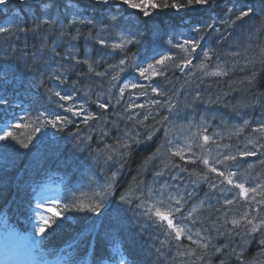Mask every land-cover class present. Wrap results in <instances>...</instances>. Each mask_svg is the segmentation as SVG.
Here are the masks:
<instances>
[{"label": "snow or ice", "instance_id": "6c2138e0", "mask_svg": "<svg viewBox=\"0 0 264 264\" xmlns=\"http://www.w3.org/2000/svg\"><path fill=\"white\" fill-rule=\"evenodd\" d=\"M216 7L217 0H87V3L84 0H0V13L5 16L9 11L12 13L11 19L0 24V35L20 39V34H23L25 41L31 35L39 40V46L34 45L33 53H22L24 57H31L25 60L26 65H32L29 69L31 76L26 82L14 75L17 66L0 67V142H5L3 147H8L6 142L11 140L27 148L28 142L18 139L14 129L32 127L33 131L40 132L41 126H50L62 131L65 126L76 124L72 117L78 118L84 128L98 130L101 137L114 135L115 143L107 144L106 150L101 149L98 154L103 157L105 164L112 166L111 174L96 189L83 193L81 198L73 201L78 211L99 216L105 202L115 196L121 169L126 166L135 149L148 145L166 123L180 116L179 103L167 99L170 73L179 71L183 76L203 83L208 78H217L218 82L237 71L245 72L246 75L238 80L226 81L228 91L221 90L214 97L205 99L198 91H194L191 103L184 107L194 111L196 104H219L230 108L237 115L241 114L242 109H251L253 112L259 110L261 119L255 127H251V131L257 135L248 138L243 149L236 146L235 152L217 151L213 155L209 145L219 149L221 145L218 138L223 137L220 132L208 134L211 125L205 116L201 115L198 121L193 117L178 128H164V142L147 156L137 177H133L126 191L120 193L119 202L139 210L147 227L157 230L159 236H163L158 252L162 251L164 245L168 246L169 251L175 247L176 264H216L217 261L218 264H264V215H261V209L264 208V182L248 185L247 181L236 179L240 175L238 159L247 161V158L259 156V163L264 165V91L260 90V78L264 75V43L259 42L264 40V0H261L259 8L248 4L246 0H236L232 7L224 10L226 18H220L223 28L217 27L209 18L206 24L200 22L191 26L190 31L195 36L183 37L179 41L169 38L165 42L171 49L178 50L174 55L163 53L153 56L151 60L144 57L140 63H136L137 53L129 55V46L141 44L138 39L139 30H131L135 24L129 19L136 13L147 24V18L157 11L171 9L179 14L190 9L207 12ZM129 9L134 11L128 12ZM125 20L128 21L127 26H124ZM244 23L248 24L243 32L246 40L244 53L236 45H230V50L224 53V56L233 58L243 56L242 65L235 59H224L220 63L221 53L217 48L202 46L201 42L212 33L216 34V44H222L233 35L229 29L243 26ZM82 28L88 30L87 34ZM155 35L158 37V32ZM81 38L86 45L82 55L77 43ZM252 41H257L255 46ZM249 50L253 54H248ZM117 54L118 62H112L110 57ZM194 60L199 62L194 64ZM102 67L103 71L100 70ZM129 69L148 83L129 80L117 88L121 76ZM70 74L76 75L77 79L68 86ZM93 77L98 78L102 88L107 82L104 91H94L87 84V80ZM160 80L166 81V84L162 86ZM192 83L193 79L184 80L185 85ZM9 86L26 87V95L32 98L39 97L38 90L44 87L49 105H55L70 115L49 112L46 108L38 111L34 118L26 120L25 116H16L9 121V110L16 106L22 107L21 104L14 105L8 97ZM113 88L118 93L116 96H113ZM137 89H140L139 93ZM232 92L251 96V100L231 103L228 97ZM126 94L128 99L119 115L121 120L127 121L132 127L120 129L118 123L106 120L105 114L113 109V100L120 104ZM149 94L164 97L167 103L160 99H149L147 104L137 102ZM176 95L177 92L173 90L172 96L175 98ZM77 96L83 99V103H77ZM86 104L94 105L100 111H89ZM157 106L166 109L167 114L161 116L156 110ZM137 109L140 111L137 112ZM158 116L160 119L157 120ZM149 120H154L161 127L153 125L149 128L145 123ZM249 127L250 120L244 117L242 123L230 127L229 136L239 137ZM81 131L77 127V132L73 134L74 137H80L81 143L93 139L91 135L81 136ZM225 147L230 149L232 146ZM162 149L166 150L167 158L164 160H160ZM176 157L181 163L173 159ZM158 160L163 166L153 171L151 184L138 179ZM196 164L203 165L206 171L186 166ZM217 165L222 167L218 168ZM248 167L254 165L249 164ZM185 175L188 178L187 184L184 182ZM166 176L167 179H163ZM200 191H204V198L188 207ZM240 198H243L246 210L239 217L229 216L228 206ZM217 204L220 206L217 207ZM42 206L37 204L35 208L40 209ZM48 208L50 205L45 210ZM205 212L207 215H204ZM53 216L60 217V213H53ZM206 222L210 226H205ZM53 223L55 220L51 217L40 216L34 225L36 235L43 237L46 227L51 228ZM184 241H189L195 247H189ZM83 243L86 245L83 259L87 261L90 258L91 264H129L123 242L115 236L109 235L105 239L104 250L100 253H97L88 237L84 238ZM252 244L256 245L257 251L250 256L249 247ZM180 257L188 259L178 260ZM66 264H78L72 259L71 252L67 253Z\"/></svg>", "mask_w": 264, "mask_h": 264}, {"label": "trees", "instance_id": "16d2710c", "mask_svg": "<svg viewBox=\"0 0 264 264\" xmlns=\"http://www.w3.org/2000/svg\"><path fill=\"white\" fill-rule=\"evenodd\" d=\"M222 0H217L221 2ZM84 3H87V0H84ZM226 8L228 6L226 5ZM188 12H198L197 10H187ZM12 18V13L9 11L8 15L5 16L2 13L0 18V24H5L7 20ZM129 19L135 24L132 31L139 30L138 39L141 41V44L136 46H129L130 53L139 54L141 51H144L151 45V43L156 42H165L168 35L171 34L169 31L173 26V13L171 9L164 11H157L154 19L144 24L138 16H131ZM128 21H124V26H127ZM160 26L163 28V32L159 33L157 37L154 33L149 36H144L148 32H152L155 26ZM11 26V25H9ZM142 28H146V32H142ZM82 31L87 34V29L82 28ZM210 44H215V34L209 35ZM208 36V37H209ZM54 39V37H50ZM77 43L80 46L81 55L85 48V41L81 38ZM226 42H224V45ZM39 46V40L29 35L27 41H25L23 34H20V39L15 37L6 38L3 35H0V67L3 65H13L17 66V71L14 73L15 76L20 77L27 81L28 77L31 76L29 69L32 67L31 63L25 64V60H30V55L27 57L22 56V53L26 52L31 54L35 51V47ZM246 44L243 45L245 48ZM94 47L99 48L98 45ZM159 54L168 53L176 54L177 49H171L170 47L166 49L158 48ZM63 50V49H59ZM244 50V49H243ZM7 52V55H5ZM248 54H252L249 50ZM158 56V55H156ZM152 58V57H151ZM112 62H118L119 55H114L110 57ZM151 60V59H150ZM198 60H194L193 63H198ZM140 63V61H136ZM244 62H242L243 64ZM241 64V65H242ZM259 69V65L256 66ZM103 71V67L100 69ZM194 71V69H193ZM134 72L132 69H129L126 73L121 76V83L117 84L116 87H120L124 81L135 80L134 75L129 74ZM199 75V74H197ZM246 75L245 72L237 71L230 74L229 77L219 79L217 78H208L205 79L203 83H200L199 80L191 77L183 76L179 71L175 73H170L171 82L167 84L168 87V97L167 99H173V102H178L180 105V116L182 122L178 124L176 117L169 123H166L161 131L156 134L153 138V141L148 145H141L136 148L133 152L132 157L126 164V166L121 169L119 176L118 188L115 196L110 200L106 201L102 209H100L101 214L96 216L89 212L78 211L76 205L73 201H76L78 198H81L83 193H90L92 190L96 189L100 184L104 183L105 178L111 174L113 170L112 166L105 164L102 156H98L101 149H105L107 144L115 143V136L110 135L108 137H101L98 130L84 128L80 123L79 119L72 117L76 121V124H69L64 127L62 131L53 129L52 127L41 126L40 132L33 131L32 127L19 129H14V134L17 135L18 139L24 142H28L27 148L20 147L19 144L9 140L6 142L9 146L3 147L2 143L0 150V176L1 184L7 189L0 190V207H5L7 213L10 215L11 219L18 220L24 218L31 213L30 211V199L31 194H28L29 187L20 188L17 186L14 190L11 189V186L20 185L22 180L25 179V175L21 174L22 170H27L31 164L36 166L34 169V176L42 175L47 170H56L63 177L64 183L68 189L67 199L65 200V209H61L60 217L54 218L55 223L52 224L51 228H48V238L46 242V247L56 248L55 250L63 247L70 246L72 250V259L76 260L79 264H83L84 252L86 251V245L83 243L84 238L88 237L91 240L92 246L97 250V253H100L104 250V241L111 235L115 236L123 242L124 250L126 251V256L129 261V264H176L174 258L176 257V249L173 247L171 251L168 250V246L164 245L161 252H158L157 249L161 248L160 240L163 239V236H159L157 230L147 227L145 218L139 215V210L135 208H129L128 206L122 205L119 202L120 193L126 191L129 184L133 182V177H137L138 170L141 168V165L144 163L147 156L151 155L155 151L156 147L164 142V128L167 127H179L182 124H187L188 120H192L193 117L195 121H198L201 115L205 116L210 124L208 134L214 132L215 127L219 125H229L230 127L234 124L242 123L243 118L246 117L250 120V127L245 129L244 133L239 137L237 136H222L223 138H218V143L221 145L219 149H216L213 145L209 147L214 151L213 155H216L217 151L228 152L236 151V146H239L243 149V143L246 142L248 138H251L257 134L251 131V127H255L261 119V113L259 110L253 112L251 109H242L241 114L237 115L230 108H225L219 104H196L194 106V111L192 108H185L184 105L191 103L192 93L198 91L202 96L207 99L208 97H214L215 94L219 93L221 90L228 91L226 81H235ZM71 79L68 81V86L71 85L73 80L77 79V76L70 74ZM185 79H193L194 83L185 85ZM163 80H160L161 84ZM166 82V81H164ZM155 83V82H154ZM87 84L91 85L94 91H104V88L107 87V82L105 81L104 87H100L98 83V78H91L87 80ZM164 84H162L163 86ZM171 85L177 87L178 85L183 86L188 93H179V97L171 96ZM197 85L199 88L197 89ZM264 75L260 78V89H264ZM37 91V90H34ZM39 97L32 98L26 95V87L15 88L9 86L7 95L12 100L13 104H21L22 107L16 106L9 110L7 118L15 119L16 116H25L26 120L28 118H34L38 111H43L48 109L49 112H54L60 115H70L64 113L60 108L55 105H49L47 101V96L45 88L41 87L39 90ZM140 90H136L139 93ZM113 96H116V88L112 89ZM147 96L142 103L147 104L149 99H160L163 103H167V99L164 97H154ZM95 99V96H93ZM127 94L123 101L120 104H116V101L113 100V109L105 114L106 120L110 119L111 122H116L119 124L120 129L131 128L132 125L127 121L121 120L120 115L122 108L124 107L125 102L127 101ZM228 99L231 103H237L239 100H244L245 102L251 100V96H243L240 92H232ZM140 102V101H137ZM77 103H83V99L80 96H77ZM86 108L92 112H99L100 110L94 105L86 104ZM157 111L162 115H166V109H162L157 106ZM140 110L137 109V112ZM187 117L188 119H184ZM139 119V117H137ZM160 119V116L157 117V120ZM194 121V122H195ZM222 121L224 123H222ZM151 128L153 125L156 127H161V125L156 124L154 120H149L145 122ZM77 127L82 129L80 135L93 136L91 141H85L84 143L80 142V137L75 136L74 133L77 132ZM111 127V124H109ZM144 131L143 129H137ZM195 131V129H193ZM119 133H116L118 135ZM178 135V134H177ZM29 137H31L29 141ZM225 145H231L229 149ZM106 150V149H105ZM166 150L162 149V154L160 160L166 159L165 155ZM199 154V153H198ZM222 158V157H221ZM177 163H181L179 158H173ZM260 157L247 158V161L238 159L237 163L239 165V173L243 170L248 169V165H254V169L246 177L244 181H247L248 185H255L257 182H264L260 178V175L264 176V165L259 163ZM163 165L160 161L153 162L138 179L143 180L146 184H151L153 181V171ZM189 168H196L197 170L206 171L203 168V165H186ZM246 166V167H245ZM218 168L222 167L217 165ZM21 174V177H19ZM214 175V174H209ZM163 179H167V176ZM237 180L241 181L240 176H237ZM186 184L188 183V178L185 175ZM158 187L159 185H155ZM203 187V186H202ZM189 190H191V185L189 184ZM19 191V192H17ZM183 191V189H181ZM206 191V188H204ZM204 191H200L199 195L196 196L192 201H190L188 207H191L192 204H196L200 199L204 198ZM238 191V190H235ZM259 199V197H257ZM222 199V198H221ZM86 202V201H85ZM215 203V202H214ZM8 204V205H6ZM220 205L217 204V207ZM229 216L239 217L245 209L243 203V198H240L235 204L228 206ZM251 210V209H249ZM203 211V210H202ZM204 215H207L205 212ZM253 215L255 213L253 212ZM261 215H264V208L261 209ZM205 226H210L207 222ZM231 227V225H228ZM159 236V239L157 238ZM185 244H188L189 247L194 248V245H191L189 241H184ZM257 251L255 244L250 245L249 255H254ZM178 260L188 259L187 257L177 258ZM91 264V259H90ZM218 264V261L216 262Z\"/></svg>", "mask_w": 264, "mask_h": 264}, {"label": "rangeland", "instance_id": "374dc122", "mask_svg": "<svg viewBox=\"0 0 264 264\" xmlns=\"http://www.w3.org/2000/svg\"><path fill=\"white\" fill-rule=\"evenodd\" d=\"M135 77H138L136 75V73H135ZM136 82H139L142 84L145 81L138 77V78H136ZM261 91H263V90H261ZM229 130H230L229 125H228V127H225V125H219L218 127H215L214 132H220L221 136H227L229 134ZM253 169H254V167H252V168L248 167L247 170H243L239 175L241 181H244L246 179V177L250 174V172L253 171ZM263 177L264 176L260 175L261 179H263ZM54 199L55 198H52L49 196H44L43 198H41V196H40L39 200L36 203V205L41 204L43 206L40 209H36L35 219L33 220L32 224H31V228L33 229L32 230V237L27 238L25 236H22V238H23L22 246L24 247V253L28 259L26 264H40V263L42 264L45 261V259H43V255H42L43 253L34 251L37 249L36 244H38L39 238H40V236L36 235V233H35L34 225L38 222L40 216L48 217L50 214L54 213L53 212V205H52ZM49 205H50V208H48V210H45L46 207ZM0 233H1V230H0Z\"/></svg>", "mask_w": 264, "mask_h": 264}, {"label": "bare ground", "instance_id": "6f19581e", "mask_svg": "<svg viewBox=\"0 0 264 264\" xmlns=\"http://www.w3.org/2000/svg\"><path fill=\"white\" fill-rule=\"evenodd\" d=\"M234 3H236V0H233ZM246 2L248 4H251L253 5L254 7L256 8H259L261 6V0H246ZM226 5H227V0H222L221 2H218L217 3V7L215 8V10H210V12L216 16V18L218 16H224L225 15V12L224 10L227 9L226 8ZM232 7L231 5L228 6V8ZM247 19V18H246ZM242 27V29L240 28ZM248 27V24L247 23H244L243 26H240L238 25L237 28L235 29H229V31H232L233 35L230 36L228 38L226 42V44L223 46L222 50H221V59H220V63H223L224 62V59H228L229 61H232L233 59L235 60H238L240 64H242V62H244V59H243V56H240V57H236V58H233V57H227V56H224V53L226 51H229L230 50V45H236L238 47V50L241 52V53H244V47L243 45L246 44V40H245V37L243 35V32H244V29H246ZM244 28V29H243ZM142 32H146V28H142L141 29ZM260 43H264V40H261L259 41ZM257 43V41H252V44L253 46H255V44ZM250 52L252 53V50H250ZM253 54V53H252ZM227 67V65H226ZM264 86V85H263ZM181 88L186 92L188 93L184 87L181 86ZM264 90V89H263ZM189 94V93H188ZM12 259V256H10L9 254H6L5 252L1 255V258H0V264H9V261Z\"/></svg>", "mask_w": 264, "mask_h": 264}]
</instances>
